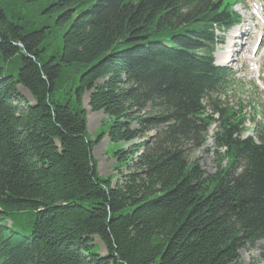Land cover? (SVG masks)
<instances>
[{"label": "trees", "instance_id": "1", "mask_svg": "<svg viewBox=\"0 0 264 264\" xmlns=\"http://www.w3.org/2000/svg\"><path fill=\"white\" fill-rule=\"evenodd\" d=\"M225 7L51 0L64 31L49 53L50 27L25 31L0 3V264H241L264 240V126L242 136L245 105L218 91L208 56ZM87 92L110 122L94 140ZM105 133L128 144L114 185L92 155ZM209 138L212 174L189 159Z\"/></svg>", "mask_w": 264, "mask_h": 264}, {"label": "rangeland", "instance_id": "2", "mask_svg": "<svg viewBox=\"0 0 264 264\" xmlns=\"http://www.w3.org/2000/svg\"><path fill=\"white\" fill-rule=\"evenodd\" d=\"M0 3L5 10L6 14L14 21L21 24V26L25 29V31H33L38 30L40 28H44L45 26L50 27L51 33L50 37H48L47 48L50 49L49 53H57L58 51V41L55 40L56 36L61 35L64 31V27H58L55 25L56 18L52 15H48L45 10L51 3V0H40V1H28V0H0ZM264 54V51L262 52ZM261 68L264 71V55L261 57ZM262 70V69H261ZM68 88L64 90H57L56 96L59 98L61 103H65L67 101H71V104L74 102V97L72 96L74 90L67 91ZM22 92L26 95L25 90ZM70 94V95H69ZM28 98V97H27ZM238 98L243 102V104L247 106H255L256 99L253 96L252 92H246L244 88H236L234 89L233 97L231 99ZM89 93H85L82 97L83 108L86 112L87 119V127H86V135L89 139L94 140L99 133L100 129L107 130L110 126V122H106L101 128V122L106 119L105 114L102 111L91 112L90 107L88 105ZM258 105V104H257ZM247 110V109H246ZM245 110V111H246ZM248 116H252L251 112L246 111ZM259 119H263L262 116H258ZM254 123H250L249 119L247 122V126L249 128H253ZM251 130V129H250ZM155 130H151L145 134V137L136 141L141 142L147 140L152 135L155 134ZM210 135H212V130H210ZM122 147H128V144H115L111 143L108 133H105L101 140L98 143H95L92 149V155L94 162L97 167L98 175L101 177H110L112 179V184L114 185L119 178V174L117 172V168H119L120 172H126V165L124 162L119 161L117 159L115 151L121 149ZM142 148L139 150V152ZM138 152V153H139ZM196 159L200 168L207 174H212L218 164V158L216 154V150L213 148V140L209 138L206 144L199 148L198 150H194L189 159ZM224 161L220 162L221 165H224ZM9 223V222H8ZM98 242V240H97ZM264 248V240L255 244L254 247L244 248L239 251V259L241 264H264L261 258V254ZM102 253V252H101Z\"/></svg>", "mask_w": 264, "mask_h": 264}]
</instances>
